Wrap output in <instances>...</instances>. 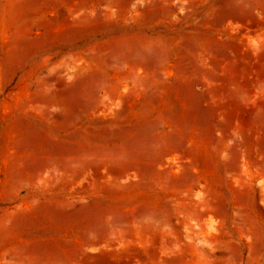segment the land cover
Returning <instances> with one entry per match:
<instances>
[{
  "label": "rangeland",
  "instance_id": "1",
  "mask_svg": "<svg viewBox=\"0 0 264 264\" xmlns=\"http://www.w3.org/2000/svg\"><path fill=\"white\" fill-rule=\"evenodd\" d=\"M0 264H264V0H0Z\"/></svg>",
  "mask_w": 264,
  "mask_h": 264
}]
</instances>
